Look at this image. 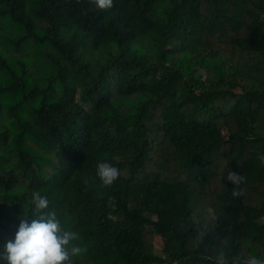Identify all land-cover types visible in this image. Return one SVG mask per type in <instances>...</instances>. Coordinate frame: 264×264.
Listing matches in <instances>:
<instances>
[{
	"label": "trees",
	"instance_id": "trees-1",
	"mask_svg": "<svg viewBox=\"0 0 264 264\" xmlns=\"http://www.w3.org/2000/svg\"><path fill=\"white\" fill-rule=\"evenodd\" d=\"M33 191L71 264L264 259V0H0V252Z\"/></svg>",
	"mask_w": 264,
	"mask_h": 264
},
{
	"label": "clouds",
	"instance_id": "clouds-1",
	"mask_svg": "<svg viewBox=\"0 0 264 264\" xmlns=\"http://www.w3.org/2000/svg\"><path fill=\"white\" fill-rule=\"evenodd\" d=\"M90 2L99 10L109 9L113 5V0H90ZM96 175L102 186L111 187L121 176V171L108 162H100L97 164ZM227 179L233 185L239 186L245 178L235 172H229ZM242 195L243 192L239 187L233 189V197ZM30 204L34 206L33 213L36 218L30 222L26 216L19 218L14 240L5 244L3 252H0V259L7 264H65V262L71 264L68 245L70 241L78 239V234L64 230L54 212H41L49 207L47 196L39 191H33ZM201 235L203 236L204 233ZM81 252L82 248L78 246L71 248L72 256H78ZM215 264H228L223 250L218 251ZM232 264H239V257L233 260ZM244 264H264V259L253 255Z\"/></svg>",
	"mask_w": 264,
	"mask_h": 264
}]
</instances>
